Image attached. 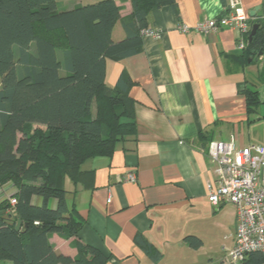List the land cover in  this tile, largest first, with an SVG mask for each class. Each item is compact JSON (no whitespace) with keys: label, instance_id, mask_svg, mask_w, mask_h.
<instances>
[{"label":"crops","instance_id":"crops-1","mask_svg":"<svg viewBox=\"0 0 264 264\" xmlns=\"http://www.w3.org/2000/svg\"><path fill=\"white\" fill-rule=\"evenodd\" d=\"M89 2L58 0L57 10ZM238 2L248 17L256 7L259 15L264 4ZM116 5L120 20L112 29L114 42L124 39L121 20L132 12L130 0H116ZM175 7L177 14L169 6L148 14L147 26L157 36H142V53L106 62L108 87L115 86L122 71L133 82L129 95L135 102L136 135L116 143L110 157L85 161L81 182L66 180V204L84 224L76 236H49L56 253L75 258L80 242L100 251L106 264H223L213 231L223 227L220 218L225 217L233 232L224 235L219 249L234 245L235 208L215 207L207 200L206 187L215 181L217 167L207 156L208 145L231 139L240 148L263 143L264 120L257 131L250 125L264 119V56L241 67L239 32L220 27L203 35L194 29L227 14L221 0H175ZM181 25L189 28L187 33ZM255 81L260 103L248 115L242 90L254 89ZM128 171L136 173L135 182L125 181ZM32 204L40 206L42 200L33 198ZM48 206L54 209L56 200ZM137 236L159 251L157 262L135 244ZM187 236L199 238L202 246L190 248Z\"/></svg>","mask_w":264,"mask_h":264},{"label":"trees","instance_id":"trees-1","mask_svg":"<svg viewBox=\"0 0 264 264\" xmlns=\"http://www.w3.org/2000/svg\"><path fill=\"white\" fill-rule=\"evenodd\" d=\"M57 1L0 0V262L106 264L100 251L80 242L75 258L56 253L49 236H76L84 224L66 204V180L81 182L85 161L110 157L116 143L136 135L133 82L122 71L108 87L106 62L142 53L148 14L165 6L176 13L175 0H130L131 15L121 20L125 37L118 42L111 38L120 20L116 0H90L67 11H58ZM227 1L221 0L226 8ZM248 24L250 31L258 28L251 41L250 31L243 37L241 67L264 56L262 9ZM242 94L253 114L259 93L246 87ZM36 197L40 206L32 204ZM18 220L26 226L15 231ZM184 241L192 249L202 246L194 236ZM135 244L153 262L160 259L142 236ZM240 264H264V257L249 253Z\"/></svg>","mask_w":264,"mask_h":264},{"label":"built area","instance_id":"built-area-1","mask_svg":"<svg viewBox=\"0 0 264 264\" xmlns=\"http://www.w3.org/2000/svg\"><path fill=\"white\" fill-rule=\"evenodd\" d=\"M227 14L214 20L195 25L194 29L203 34L215 33L220 27H227L240 33L238 46L243 49L244 35L249 33V17L242 10L238 0H228ZM264 13V4L262 6ZM182 33L189 28L181 25ZM143 35L157 36L147 28ZM207 156L216 163V179L206 187L208 202L215 206L232 205L236 210L234 245L227 249V264H240L249 253H260L264 257V141L238 147L231 139L226 142L211 141ZM125 181L135 182L136 173L128 171ZM10 197V195H8ZM4 196L0 197L3 200ZM10 205L15 199H9Z\"/></svg>","mask_w":264,"mask_h":264},{"label":"rangeland","instance_id":"rangeland-1","mask_svg":"<svg viewBox=\"0 0 264 264\" xmlns=\"http://www.w3.org/2000/svg\"><path fill=\"white\" fill-rule=\"evenodd\" d=\"M255 74V73H254ZM256 76V74H255ZM254 84H257V81L254 82ZM260 84V83H259ZM251 86V85H250ZM256 87H253L254 89H257V90H260L258 84L257 85H254ZM260 109L264 112V103L262 105H260ZM258 116V115H257ZM264 119L261 117L260 120H256L255 122H253L250 126H251V129H255L256 131L259 129L258 128V125L260 122H262ZM33 128V127H32ZM5 186L4 185L2 188L5 189ZM220 222L223 224V227H219V229H217L216 231H213V236L216 235V240H218V247H216L215 251L217 252L218 254V258L222 260L223 264H227L226 263V253L223 251L221 252V250L219 249L220 245H221V242H222V238L224 237V235H229L231 234L233 231L231 229V226H230V223L229 221L227 220V218L225 217L224 219L220 218ZM205 236V235H204ZM206 243L205 244H208L209 243V239H206ZM225 242V241H223ZM210 244V243H209ZM214 246V245H213ZM4 263H8V262H4ZM218 264H222V263H218Z\"/></svg>","mask_w":264,"mask_h":264},{"label":"water","instance_id":"water-1","mask_svg":"<svg viewBox=\"0 0 264 264\" xmlns=\"http://www.w3.org/2000/svg\"><path fill=\"white\" fill-rule=\"evenodd\" d=\"M258 11H259V7H256L255 9H253L252 11L249 12V17H250V18H253V17L256 15V13H257ZM257 28H258V25H256V24L252 26L251 31H250L249 36H248V41H251V39H252V37L254 36V34H255ZM25 226H26V225H23V226H22L21 221L18 220V221L16 222V225H15V227H14V230H15V231H19L22 227L25 228Z\"/></svg>","mask_w":264,"mask_h":264}]
</instances>
